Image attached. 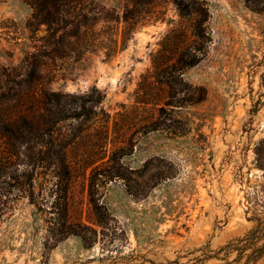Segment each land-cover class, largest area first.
<instances>
[{"label": "rangeland", "instance_id": "1", "mask_svg": "<svg viewBox=\"0 0 264 264\" xmlns=\"http://www.w3.org/2000/svg\"><path fill=\"white\" fill-rule=\"evenodd\" d=\"M96 1L119 14L120 32L126 0ZM207 2L211 42L205 57L183 74L205 88V99L174 108L163 128L133 136L132 152L121 159L128 180L106 178V164L72 170L67 219L80 225L75 228L84 239L57 232L50 207L59 179L51 169L27 165L19 152L27 146L34 155L46 146L35 138L19 146L5 170L20 181L33 177L43 208L17 189L1 197L0 264H219L225 262L223 247L244 236L256 217L264 218V14L241 0ZM160 8L163 19L138 25L111 59L92 54L70 73L59 71L48 87L76 95L96 87L111 125L123 116L140 119L139 83L162 37L180 19L169 0ZM31 11L24 0H0V72H10L41 43L44 27L33 34L26 26ZM69 124L76 122L62 123V131ZM1 174L3 186L10 179ZM90 179L97 183L93 202Z\"/></svg>", "mask_w": 264, "mask_h": 264}, {"label": "trees", "instance_id": "2", "mask_svg": "<svg viewBox=\"0 0 264 264\" xmlns=\"http://www.w3.org/2000/svg\"><path fill=\"white\" fill-rule=\"evenodd\" d=\"M24 1L32 10L26 26L33 34L43 26L45 33L38 38L41 43L26 54L17 67L10 72H0V137L4 144L0 177L1 173H6L10 179L2 181L0 202H3L2 196L17 189L39 210L43 208L35 199L34 178L20 181L19 176L5 170L12 156L17 155L19 146L28 145L31 138H35L46 150L39 149L37 154L29 155L26 146L19 152L29 160L27 165L51 169L59 179L58 199L50 207L56 213L53 224L57 225L60 235L74 234L84 239L82 229L75 228L80 225L67 219L72 170L92 166L95 171L100 164H106L109 167L106 178L128 180L121 170V159L132 152L133 136L137 132L146 134L163 128L164 119H170L174 108L205 99V88L188 83L183 74L208 51L211 42L208 2L169 0L180 19L162 37L159 49L152 55L151 70L139 83L135 109L142 110L144 115L137 120L123 116L121 121L114 120L111 125L110 114L102 105L104 94L96 87L76 95L52 90L48 84L59 71L70 73L92 54L111 59L127 46L138 25L163 19L160 7L165 0H126L120 32L119 14L96 0ZM241 1L250 10L264 14V0ZM69 120L75 121V126L69 124V129L62 131V123ZM109 141L110 148L107 147ZM74 152L75 155H70ZM259 164L264 168V161ZM12 180L18 181L12 183ZM96 184L92 179L88 183L91 202ZM126 186L130 193L136 194L128 183ZM223 250L225 262L219 264H258L264 257V218L256 217L254 226L244 236L229 241ZM232 252L236 255L229 259Z\"/></svg>", "mask_w": 264, "mask_h": 264}]
</instances>
